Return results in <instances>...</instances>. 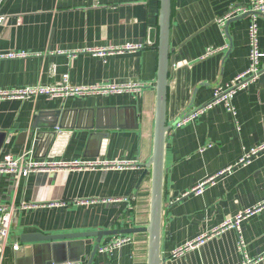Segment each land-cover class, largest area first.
Instances as JSON below:
<instances>
[{
    "label": "crops",
    "instance_id": "obj_1",
    "mask_svg": "<svg viewBox=\"0 0 264 264\" xmlns=\"http://www.w3.org/2000/svg\"><path fill=\"white\" fill-rule=\"evenodd\" d=\"M243 2L171 0L160 264H244L247 258L245 264H264V76L233 94L234 113L224 102L210 105L215 89L248 67L253 20L264 52V14L239 15L223 27L218 22ZM159 5L160 0H0V54L25 53L0 57V89L56 86L63 74L73 86H134L0 100V130L7 133L0 158L27 157L33 149L34 159L134 163L25 176L0 171V203L16 205L0 264H146V232L37 243H23L20 236L147 225L150 175L142 174L153 144ZM126 44L142 47L109 50ZM208 48L215 51L206 54ZM208 104L197 118L178 125L187 112ZM252 150L257 151L242 162ZM21 202L31 205L22 208ZM254 207L238 227L211 234ZM120 236L131 240L109 248Z\"/></svg>",
    "mask_w": 264,
    "mask_h": 264
},
{
    "label": "built area",
    "instance_id": "obj_2",
    "mask_svg": "<svg viewBox=\"0 0 264 264\" xmlns=\"http://www.w3.org/2000/svg\"><path fill=\"white\" fill-rule=\"evenodd\" d=\"M251 14L255 17L257 14H264V0H245L242 4L232 6L228 13L221 19H218V22L223 27L226 20H230L239 15ZM4 22V17L0 16V24ZM257 24L253 20L248 28V39H249V64L248 67L235 76L230 83L226 84L225 87H217L214 91L213 101L210 103L215 104L217 102H224L229 111L234 113V108L231 104V99L233 94L245 88L249 83L253 82L256 78H258L261 74H264V65L261 64L262 58H264V52L261 51L258 47V39H257ZM142 47L138 44H126L121 48H110L112 51H123V50H135L137 48ZM215 49L208 48L206 50V54H210ZM101 52V50H99ZM25 56L23 52H8L6 54H0V57L6 58H14ZM63 81L59 85L56 86H35V87H26L22 89L15 90H2L0 89V100L8 99V98H30L33 96H37L40 94L47 95L49 97L54 96H67L73 94H92V93H107V92H120L125 89H132L134 86L131 85H101V86H73L67 81V74H63ZM209 107L208 105L201 106L196 108L195 110H191L187 112L181 119L177 121L178 125L187 123L189 121L197 118L205 109ZM262 146L260 149H262ZM257 150H252L251 152L245 154L241 161H245L249 158V156L255 153ZM28 156H14L10 153L3 154L0 158V171L12 172L18 175H27L31 172L35 171H70V170H83V169H94L97 167L104 168H126L132 166L134 163L130 161H93L87 159H75V160H52V159H34L32 156L34 154V150L31 149L27 152ZM195 192H200L201 187L194 190ZM31 204L21 202L20 206L22 208L29 207ZM16 205L13 203H0V256L2 252V245L5 242L9 230L12 223L13 211L15 210ZM258 208H252L246 210L243 214H238L234 218H229L225 220L217 229L213 230L211 234L218 233L219 231L228 228V227H238V224L241 218L249 214ZM208 234H204L196 239L197 242L204 241V238L207 237ZM131 238L129 236H120L114 238L109 248L113 246L122 245L123 243L129 242ZM193 242H189L184 247H191ZM19 248L18 244L13 245V249L17 250ZM183 247L178 248L173 252V255H177L181 253ZM251 259L247 258L244 262L249 263ZM52 264H78L76 261H65L59 263Z\"/></svg>",
    "mask_w": 264,
    "mask_h": 264
},
{
    "label": "water",
    "instance_id": "obj_3",
    "mask_svg": "<svg viewBox=\"0 0 264 264\" xmlns=\"http://www.w3.org/2000/svg\"><path fill=\"white\" fill-rule=\"evenodd\" d=\"M233 19V18H232ZM171 22V0H160L158 13V69L155 83V110L153 126L152 152L143 171L142 177L150 175V203L148 223L143 227L126 228L122 230L72 232L61 234L24 233L20 236L23 243L75 240L97 237L104 234L146 232L147 258L146 264H160V230L163 196V157L165 135L169 129L166 123V92L171 59L169 57L168 37ZM264 76V74H261ZM54 123L51 126L53 127ZM7 133L0 130V152L6 141ZM141 177V178H142ZM99 242V239L97 240ZM99 244L95 245V250Z\"/></svg>",
    "mask_w": 264,
    "mask_h": 264
}]
</instances>
